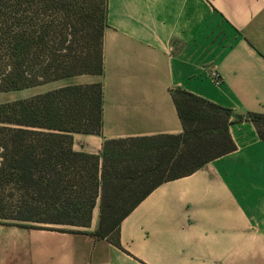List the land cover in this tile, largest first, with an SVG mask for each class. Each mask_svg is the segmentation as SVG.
<instances>
[{
  "label": "crops",
  "instance_id": "0c3cea01",
  "mask_svg": "<svg viewBox=\"0 0 264 264\" xmlns=\"http://www.w3.org/2000/svg\"><path fill=\"white\" fill-rule=\"evenodd\" d=\"M98 82L102 132L74 134L77 152L182 134L176 89L233 111L236 150L154 189L123 220L119 246L93 236L99 216L77 230L0 224V264H264V141L246 120L264 115V0H107L102 76L3 93L0 104Z\"/></svg>",
  "mask_w": 264,
  "mask_h": 264
},
{
  "label": "trees",
  "instance_id": "16d2710c",
  "mask_svg": "<svg viewBox=\"0 0 264 264\" xmlns=\"http://www.w3.org/2000/svg\"><path fill=\"white\" fill-rule=\"evenodd\" d=\"M107 0H0V93L80 75L102 76ZM180 135L107 140L77 152L73 135H99L103 86L73 85L0 104V224L89 228L120 245L123 220L154 189L236 150L233 111L172 93ZM264 141V115L248 113Z\"/></svg>",
  "mask_w": 264,
  "mask_h": 264
},
{
  "label": "rangeland",
  "instance_id": "374dc122",
  "mask_svg": "<svg viewBox=\"0 0 264 264\" xmlns=\"http://www.w3.org/2000/svg\"><path fill=\"white\" fill-rule=\"evenodd\" d=\"M25 93H28L27 90L25 91ZM21 92H17V95H20ZM8 94H3V93H0V102L3 101V99H5L7 97ZM100 213H94V216L97 218L99 216ZM67 228H70V229H78V228H72V227H67Z\"/></svg>",
  "mask_w": 264,
  "mask_h": 264
},
{
  "label": "built area",
  "instance_id": "2783aa9c",
  "mask_svg": "<svg viewBox=\"0 0 264 264\" xmlns=\"http://www.w3.org/2000/svg\"><path fill=\"white\" fill-rule=\"evenodd\" d=\"M212 77L217 83H219L222 80L221 74L219 72H213Z\"/></svg>",
  "mask_w": 264,
  "mask_h": 264
}]
</instances>
